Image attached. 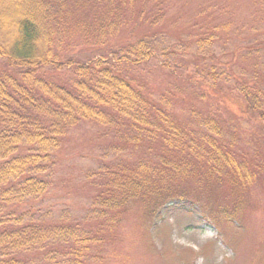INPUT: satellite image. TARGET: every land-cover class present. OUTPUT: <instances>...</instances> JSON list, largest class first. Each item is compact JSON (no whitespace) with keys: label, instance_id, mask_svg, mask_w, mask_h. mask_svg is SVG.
Masks as SVG:
<instances>
[{"label":"trees","instance_id":"16d2710c","mask_svg":"<svg viewBox=\"0 0 264 264\" xmlns=\"http://www.w3.org/2000/svg\"><path fill=\"white\" fill-rule=\"evenodd\" d=\"M163 6L167 0H0V264H101L90 245L114 229L129 201L151 196L162 210L202 209L186 180L225 184L235 194L231 211L202 216L214 226L224 214L234 217L256 172L240 159L234 130L212 111H177L178 94L154 97L137 71L155 58L169 68L154 48ZM217 27L199 32L198 50L214 43ZM78 50L87 57L69 55ZM192 64L194 74L182 79H211L214 88V69ZM238 82L264 131V90ZM82 122L116 141L115 162L102 164L92 198L95 228L90 217L80 228L20 209L44 196L53 153Z\"/></svg>","mask_w":264,"mask_h":264},{"label":"rangeland","instance_id":"374dc122","mask_svg":"<svg viewBox=\"0 0 264 264\" xmlns=\"http://www.w3.org/2000/svg\"><path fill=\"white\" fill-rule=\"evenodd\" d=\"M163 8L162 33L154 48L169 68L160 66L159 58L142 64L137 71L146 90L157 98L168 90L178 94L176 110L184 114L195 107L218 115L234 130L240 159L256 171L255 179L238 197L234 217L224 214L215 226L201 210L217 216L230 212L235 200V194L215 180L184 182L183 188L202 207L191 213L162 210L151 196L129 201L119 223L90 250L103 258L101 264H264V131L237 90L239 79L264 90V0H167ZM213 24L218 26L214 43L198 50L196 38ZM69 55L85 59L88 54L78 50ZM191 61L214 69V88L211 79L189 84L183 80L194 74ZM115 143L102 126L82 122L72 128L53 153L48 190L20 209L31 206L39 210L38 217L44 216L41 220L80 228L90 217V228H95L99 209H91L92 198L102 164L115 162L110 149ZM143 154L132 152L129 158Z\"/></svg>","mask_w":264,"mask_h":264}]
</instances>
